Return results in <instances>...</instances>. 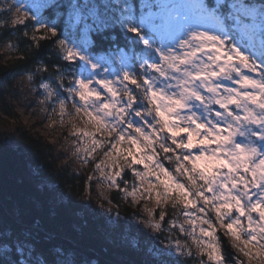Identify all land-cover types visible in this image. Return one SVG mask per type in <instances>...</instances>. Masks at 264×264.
<instances>
[{
    "label": "snow or ice",
    "instance_id": "snow-or-ice-1",
    "mask_svg": "<svg viewBox=\"0 0 264 264\" xmlns=\"http://www.w3.org/2000/svg\"><path fill=\"white\" fill-rule=\"evenodd\" d=\"M0 40L92 166L77 202L5 143L0 264H264V0H0Z\"/></svg>",
    "mask_w": 264,
    "mask_h": 264
},
{
    "label": "rangeland",
    "instance_id": "rangeland-1",
    "mask_svg": "<svg viewBox=\"0 0 264 264\" xmlns=\"http://www.w3.org/2000/svg\"><path fill=\"white\" fill-rule=\"evenodd\" d=\"M15 57L16 54L6 50L4 41L0 42V61H13ZM28 88L29 82L26 76L24 74H17L12 79L9 87L0 89V149L5 145L7 138L12 140L11 146L17 147L19 145V137L16 131L19 123H21L25 129L41 136L52 146L55 159L60 167L66 168V165L69 163V160L66 158H70L71 167L67 169L73 172L84 173L86 176L87 172L92 170V166H85L76 160L72 149L69 147V141L64 139L68 136L70 140V133L73 130L69 126L67 117L65 118V122L61 124L56 116H50V110L37 107V96L29 92ZM3 106L10 109L13 116L7 115L2 109ZM71 124H74L79 129L83 127V120L80 116H76L71 120ZM89 128L91 130L90 126ZM99 158L100 154L97 155V159ZM81 187L82 181H79L76 189L79 190ZM97 191H104L109 198L116 196L115 192H109L106 188L99 185H97ZM64 195L77 202H86L81 200V193L79 191H68ZM99 202V197L94 198L92 200V207L98 210ZM120 203L121 207L119 210L122 214L142 213V209L139 206L133 207L128 203ZM105 207L117 211L114 204H106ZM148 207H155L154 201L149 202ZM120 223L131 235L141 239L146 245L151 240L149 233L140 228L139 225L131 221H121ZM240 258L246 260L243 256ZM249 264H256V262L251 261Z\"/></svg>",
    "mask_w": 264,
    "mask_h": 264
},
{
    "label": "trees",
    "instance_id": "trees-1",
    "mask_svg": "<svg viewBox=\"0 0 264 264\" xmlns=\"http://www.w3.org/2000/svg\"><path fill=\"white\" fill-rule=\"evenodd\" d=\"M2 41L3 40H0V42ZM21 56H23V53L16 54L13 61H0V89L3 87H9L12 81H8L7 84L2 82L5 72L18 70L17 74H23V62L20 58ZM2 109L7 115L13 116L12 111L6 106H3ZM16 133L19 137V145L17 147H8L10 162L23 159L28 167H38L43 173L42 182L47 183L50 186L55 185L63 193L72 191L73 185L76 188L79 181L72 179L73 171L69 169L66 170V168L58 165L54 156L53 148L48 142L33 131L25 129L21 123H19ZM37 187L42 188V184L37 185ZM64 238L65 237L63 236L56 237L51 241H46V244L52 251H55L56 248L67 249V259L72 260L77 255L76 249H71L66 245L63 242ZM70 240L74 243L72 239Z\"/></svg>",
    "mask_w": 264,
    "mask_h": 264
},
{
    "label": "water",
    "instance_id": "water-1",
    "mask_svg": "<svg viewBox=\"0 0 264 264\" xmlns=\"http://www.w3.org/2000/svg\"><path fill=\"white\" fill-rule=\"evenodd\" d=\"M6 143H7L8 146H11L12 145V140L7 138L6 139ZM63 242L66 245H68L71 249H76L75 244L70 239L64 238Z\"/></svg>",
    "mask_w": 264,
    "mask_h": 264
}]
</instances>
